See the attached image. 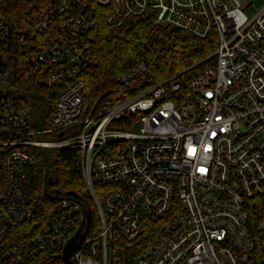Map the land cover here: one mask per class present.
I'll return each mask as SVG.
<instances>
[{
  "label": "built area",
  "instance_id": "1",
  "mask_svg": "<svg viewBox=\"0 0 264 264\" xmlns=\"http://www.w3.org/2000/svg\"><path fill=\"white\" fill-rule=\"evenodd\" d=\"M97 6L111 28L143 16L200 38L216 32L214 62L186 85L181 73L153 83L137 64L118 78L114 103L85 116L78 74ZM248 7L54 0L25 27L0 9V264H108L112 233L133 242L151 221L161 223L156 240L131 264H264V2L252 16ZM73 147L101 230L66 263L85 209L63 197L33 233L40 205L29 169L41 149Z\"/></svg>",
  "mask_w": 264,
  "mask_h": 264
},
{
  "label": "trees",
  "instance_id": "2",
  "mask_svg": "<svg viewBox=\"0 0 264 264\" xmlns=\"http://www.w3.org/2000/svg\"><path fill=\"white\" fill-rule=\"evenodd\" d=\"M54 0H0V9L10 25L23 26L32 15L42 12ZM96 28L92 34L91 55L84 69L78 74L85 83L83 91L84 113L103 111L114 103L119 93L118 78L137 64H145L153 83L182 74L189 83L214 62L210 57L218 47V36L212 32L206 38L170 26H154L147 17L127 20L119 28L107 23L109 10L96 9ZM111 104V105H112ZM52 115V108L47 117ZM50 119L45 123L49 127ZM122 130H129L123 120L115 123ZM136 130L135 128H133ZM29 169L33 197L38 206L39 221H32L33 233L40 230L49 215L56 211L59 201L68 193L82 196L84 209H90V237H97L101 230L98 211L87 190L81 168L82 153L77 148L63 150L41 149ZM102 187L97 186V189ZM47 190V191H46ZM160 222H148L144 234L128 242L112 233L109 244L108 264H131L144 250L155 242ZM31 230V232H32Z\"/></svg>",
  "mask_w": 264,
  "mask_h": 264
},
{
  "label": "water",
  "instance_id": "3",
  "mask_svg": "<svg viewBox=\"0 0 264 264\" xmlns=\"http://www.w3.org/2000/svg\"><path fill=\"white\" fill-rule=\"evenodd\" d=\"M66 197L75 199L79 204L82 203V196L78 193L71 192L68 193ZM85 215H86L85 222L81 225L76 235L65 247L63 259L66 263H68L70 259L73 257V255L79 250V248L81 247L84 239L86 238L89 232L91 216H92L90 209H85Z\"/></svg>",
  "mask_w": 264,
  "mask_h": 264
},
{
  "label": "rangeland",
  "instance_id": "4",
  "mask_svg": "<svg viewBox=\"0 0 264 264\" xmlns=\"http://www.w3.org/2000/svg\"><path fill=\"white\" fill-rule=\"evenodd\" d=\"M263 2L264 0H248V4H250V7L244 8L245 13L248 16H252L256 9L260 7Z\"/></svg>",
  "mask_w": 264,
  "mask_h": 264
}]
</instances>
